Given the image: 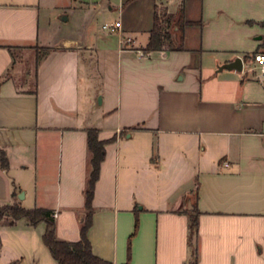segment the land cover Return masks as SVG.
Here are the masks:
<instances>
[{
    "label": "crops",
    "instance_id": "crops-1",
    "mask_svg": "<svg viewBox=\"0 0 264 264\" xmlns=\"http://www.w3.org/2000/svg\"><path fill=\"white\" fill-rule=\"evenodd\" d=\"M179 5L181 49L146 51L155 14ZM48 11L82 31L45 44ZM262 50L264 0H0V206L52 209L56 238L78 240L96 129L107 140L87 232L97 256L123 264L137 216L128 264H264V78L245 69ZM235 56L241 72L217 70ZM44 230L3 217L0 264H57Z\"/></svg>",
    "mask_w": 264,
    "mask_h": 264
},
{
    "label": "trees",
    "instance_id": "trees-1",
    "mask_svg": "<svg viewBox=\"0 0 264 264\" xmlns=\"http://www.w3.org/2000/svg\"><path fill=\"white\" fill-rule=\"evenodd\" d=\"M182 19V11L179 10L178 18L174 20L173 26H177L181 30L180 22ZM190 23V22H189ZM172 26V27H173ZM174 47L173 49H181L180 41L174 45L171 34L168 31L161 32L157 27V15L155 14L154 26L150 31L149 39L144 48L146 51L161 49L163 45ZM43 54L49 51V48H41ZM107 140H100L96 129L87 130V147L90 152L89 165L90 173L84 189L86 216L80 228V238L75 241L59 240L55 236V219L54 211L44 207L24 208L18 204H8L0 206V221L5 216L13 219L25 218L30 225H36L38 222L45 223V230L42 234V241L49 249L52 257L57 264H113L112 261L97 256L91 247L87 232L91 225V201L94 192V185L99 175L100 163L104 157V145ZM0 160L2 166L7 165V159L3 152H0ZM196 227V216H191L190 231L194 232ZM138 228V217H135L133 232L127 239V255L123 264H128L131 257V239L135 235Z\"/></svg>",
    "mask_w": 264,
    "mask_h": 264
},
{
    "label": "rangeland",
    "instance_id": "rangeland-1",
    "mask_svg": "<svg viewBox=\"0 0 264 264\" xmlns=\"http://www.w3.org/2000/svg\"><path fill=\"white\" fill-rule=\"evenodd\" d=\"M181 5H179L177 7V10L173 13H170L168 11H166L164 8H161L159 10V13L157 15V27L161 30V32H165L168 31L170 34H172L174 32L173 30V23L174 20L176 19V17L178 16L179 10H181ZM84 27V25L82 24V20H78L75 19L74 17L70 16V18L67 21H62L58 18V14H56L55 12L52 11H48L46 13H43L40 17V31H41V39L42 41L48 42L49 38L51 35L54 34H58V35H62L64 32H69V34L74 33V30L77 29L78 32L82 31V28ZM95 28H98L99 30L101 29V31L105 30H110V29H105L103 27V21L99 20V23L97 22L95 24ZM72 32V33H71ZM46 44V43H45ZM35 54L37 56V58H39L42 54V49L40 48H36L35 50ZM34 51H30V52H26L25 55L21 56V58L23 59V67L25 66V68L27 67L28 72L30 73L29 78V83H32V75H33V67H34ZM30 64V65H29ZM253 65H255V63L253 64H246L245 65V69L248 67H252ZM103 76L104 74L106 75V79H105V84L109 82V79H111L112 75H113V68H112V73L107 74V65L103 66ZM32 71V73H31ZM115 73V70H114ZM25 76V75H24ZM114 78V76H113ZM94 85H98L97 81L94 83ZM99 97H97L96 101L98 102ZM95 104V103H94ZM96 105H93V108H95ZM98 108V106H97ZM87 112L91 113V106L87 108ZM18 260L22 261L24 263H29L31 261V257L28 255L26 258H18Z\"/></svg>",
    "mask_w": 264,
    "mask_h": 264
},
{
    "label": "built area",
    "instance_id": "built-area-1",
    "mask_svg": "<svg viewBox=\"0 0 264 264\" xmlns=\"http://www.w3.org/2000/svg\"><path fill=\"white\" fill-rule=\"evenodd\" d=\"M120 22L119 21H115L113 23H109V24H103L104 28L107 29H115V28H119ZM251 60L253 61V63H255V65H253V69H256L259 74L264 78V51H257V52H253V54L251 55ZM224 164H227L226 162H224ZM54 216L56 215V213L54 212L53 214Z\"/></svg>",
    "mask_w": 264,
    "mask_h": 264
},
{
    "label": "water",
    "instance_id": "water-1",
    "mask_svg": "<svg viewBox=\"0 0 264 264\" xmlns=\"http://www.w3.org/2000/svg\"><path fill=\"white\" fill-rule=\"evenodd\" d=\"M60 18L62 20H65L67 18V16L65 14H62L60 16ZM259 38L261 36H258ZM242 68H243V61H242V58L239 57V56H235L231 61L229 62H226L224 64H221L217 67V70L220 71V70H223V69H228V70H235V71H238V72H241L242 71ZM23 191H21L18 195L19 198H23Z\"/></svg>",
    "mask_w": 264,
    "mask_h": 264
}]
</instances>
